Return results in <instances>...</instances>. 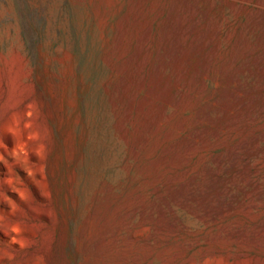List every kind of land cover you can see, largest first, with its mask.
<instances>
[{"label":"rangeland","instance_id":"1","mask_svg":"<svg viewBox=\"0 0 264 264\" xmlns=\"http://www.w3.org/2000/svg\"><path fill=\"white\" fill-rule=\"evenodd\" d=\"M0 264H264V0H0Z\"/></svg>","mask_w":264,"mask_h":264}]
</instances>
